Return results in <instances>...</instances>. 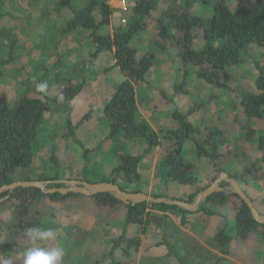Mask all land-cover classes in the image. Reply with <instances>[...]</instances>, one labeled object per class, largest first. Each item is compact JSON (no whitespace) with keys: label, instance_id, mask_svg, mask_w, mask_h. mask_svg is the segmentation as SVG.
<instances>
[{"label":"rangeland","instance_id":"374dc122","mask_svg":"<svg viewBox=\"0 0 264 264\" xmlns=\"http://www.w3.org/2000/svg\"><path fill=\"white\" fill-rule=\"evenodd\" d=\"M73 1L79 9L89 0ZM121 1L108 0L113 8L111 26L106 29L109 33L113 32L116 24L122 23V19H129L130 3L134 6L140 0H125L126 10ZM220 1L235 11L255 0H157L153 18H158L166 9L182 7L188 9L193 17L209 19ZM2 3L0 57L9 56L10 61L2 68V102L10 107L24 95L43 99L44 95L36 91V83L45 81L48 84L46 95L49 97L57 96L71 84H79L83 88L71 102L48 101V110L33 144V164L30 169H22L17 173L18 181H35L44 175L58 176L59 180L65 181L105 182L102 181L104 177L110 176L114 167L121 162V154L141 153L146 147L143 138L132 142L122 137H109L111 122L104 114V107L115 88L124 80L114 54L104 52L95 55L91 32L81 28L69 31L73 15L67 6L60 5V0H2ZM150 24L148 22L147 26L151 27ZM194 33V43L199 47L202 45L201 30L197 29ZM132 46L144 50L152 48L153 44L151 38L144 34L135 38ZM179 52L180 46L177 45L159 52L149 84L137 89L142 118L162 140L176 126L171 115L175 108L186 113L194 102L206 103L189 120L196 123L202 121L208 126L219 125L225 136L222 144L224 153L230 151L229 143L237 142L242 157L235 161L229 157V173H223L229 176L230 172L239 173L243 177L240 186L247 188L248 196L255 200L256 208L264 215V163L259 160L257 164L253 162L259 154L254 156L256 149L250 144L253 142H245L247 130L243 126L255 127L256 131L253 129L258 136L264 125H255L252 119L246 122L234 95L208 86L192 75L191 71L186 91L176 92L172 84L175 85L178 80L180 63L172 62L168 57L180 58ZM256 63L264 67V48H256L252 58L251 55L246 56L240 65L229 69L231 82L240 91L254 89L258 75ZM164 84L167 88L163 96L160 90ZM170 143L166 141V144ZM162 152L163 149L157 147L142 160L139 165L142 179L139 183H132L133 188L154 197L187 199L191 190L168 178ZM190 160L198 163V168H201L198 176L210 182V186L220 178L222 173L206 177L207 170L200 166V160L197 157H191ZM253 165L256 166L254 171L246 175L247 168ZM26 178L34 180H22ZM228 185L226 182L221 183L223 188ZM41 201L38 205L40 218L36 221L37 218L31 217L30 220L38 222L37 226L52 228L57 232L55 240L42 242L41 246L61 247L64 251L63 264H111L109 260L101 259V253L111 249V240L121 235L124 220L122 209H115L110 218L108 213L104 214L105 220L101 221L107 225L104 227L107 231H104L99 225V207L92 199L76 198L64 206L51 204L48 198H42ZM210 206L220 215L208 217L198 213L199 209L187 214L169 210L165 229L141 237H145L144 240L151 237L152 241L161 242L163 235H166V241L173 245L176 256L171 258L164 246L148 247L142 243L135 255V264H264V230L257 228L247 240H240L234 228L236 210L233 205L229 203L218 208L212 202ZM14 210L9 204L0 206V260L23 264L21 253L31 245L25 238V232L18 226L14 227L23 221ZM182 219L186 221V226L182 225ZM223 229L232 238L227 245H222L216 239ZM112 235L115 237L108 243Z\"/></svg>","mask_w":264,"mask_h":264},{"label":"trees","instance_id":"16d2710c","mask_svg":"<svg viewBox=\"0 0 264 264\" xmlns=\"http://www.w3.org/2000/svg\"><path fill=\"white\" fill-rule=\"evenodd\" d=\"M156 1L140 0L134 6L130 3L127 24H116L112 33L106 30L111 26L113 14V8L108 0H89L79 9L73 0H60V5L67 6L73 15L68 30L74 31L81 28L91 32L95 55L104 52L114 54L117 66L124 75V80L115 88L104 107V114L111 122L109 137H122L132 142L143 138L146 143L141 153L121 154V162L114 167L110 176L104 177L102 181L114 182L124 191L142 192L141 189H134L132 186V183H139L142 179L139 165L155 148L161 147L163 149L162 161L167 168L168 178L191 190L187 199H178L192 203L196 196L207 189L211 183L201 178L200 175L198 176L201 168L199 169L198 163L190 158L197 157V160H200V166L202 165L207 170L206 177L208 175L218 176L223 172L229 173L228 162L230 158L235 161L242 157L241 149L234 141L229 143L230 151L227 150L224 153L222 144L225 136L219 125L208 126L202 121L196 123L189 120L191 115L198 114L202 106H206V103L202 102H194L186 113L175 108L171 115L176 126L172 127L161 140L140 114L137 89L149 84L159 52L177 45L180 46L178 53L180 58L172 59L167 56L172 62L179 61L180 63L181 72L177 77L178 80L175 85L172 84L176 92L186 91L185 86L191 71L192 75L194 74L198 80L205 82L208 86L234 95L239 101L241 114L246 122L255 120V125H264L263 65L256 63L258 75L254 82V89L249 92H242L238 86L232 84L229 72L230 68L240 65L246 56L251 55L252 58L256 48H264V1L255 0L253 3L240 6L235 11H231L224 1H220L215 5L213 16L209 19L193 17L188 9L182 7L166 9L161 15L159 14L158 18H153V13L157 10H154ZM2 5V0H0V11ZM148 22L151 23V27L147 26ZM197 29L201 30L202 45L199 47H196L194 43L196 40L194 32ZM144 34L151 38L153 47L144 50L133 47V40ZM8 57H0V85L4 74L2 68L10 62ZM163 88L160 90L162 95L167 85L164 84ZM82 89L79 84H71L55 97H49L44 93H41L44 95L43 99L24 95L15 100L10 107L6 106L0 98V188L18 181L17 173L20 170L31 168L34 160L33 144L48 110V101L54 99L63 103L71 102ZM61 96L62 100L59 99ZM243 126L247 130L245 142H253L250 144L256 149L254 156L259 154L257 160L255 158L253 162L259 160L264 163V129L256 136L255 127L253 129ZM168 140L170 144H166ZM231 147L234 153L231 152ZM255 168L254 165L248 167L246 175L249 176ZM230 177L239 183L243 178L239 173L232 172H230ZM200 179H203L202 182ZM37 180L57 181L59 178L58 176L41 175L37 177ZM49 187L61 188L63 185L52 184ZM245 189L247 188L243 189L246 192ZM7 195V192L0 194V199ZM42 198H48L51 204L60 206L70 204L76 198L92 199L99 207V225L104 231H107L104 229L107 227L106 223H101L105 220L104 214L108 213L110 218L115 209H122L124 220L121 235L117 238H113L115 235H112L108 239L109 243V240L113 238L110 242L112 243L111 249L101 253V259L109 260L111 264H135V255L139 252L142 243L148 247L164 246L173 258L172 256H176L174 247L166 241L168 239L166 235H163L161 242L152 241L151 237L144 240L145 237L142 238L141 235L165 229L168 226L167 212L169 210L175 209L183 214L189 213L177 206L166 204L125 205L110 194H98L93 197L73 193L68 195L44 194L37 188H18L0 206L9 204L11 208H15V213L23 221L14 227L18 226L22 232H25L28 228L39 224L36 221L41 215L38 205L42 202ZM252 201L255 205V200L252 199ZM212 202L218 208L229 203L233 205L236 210L234 228L237 229L240 240H247L257 228L264 230V225L258 224L253 219L250 209L239 196L227 195L223 192L215 193L206 204L200 206L198 213L208 217L220 215L219 211L210 206ZM31 217L37 218L36 221H31ZM181 223L186 226L185 220L182 219ZM225 230H221L216 236L217 241L222 245H227L232 240L227 234L228 231Z\"/></svg>","mask_w":264,"mask_h":264},{"label":"water","instance_id":"95a60500","mask_svg":"<svg viewBox=\"0 0 264 264\" xmlns=\"http://www.w3.org/2000/svg\"><path fill=\"white\" fill-rule=\"evenodd\" d=\"M226 182L229 184L227 187H221V183ZM63 185L61 188L52 187L50 185ZM37 188L46 194L60 193L62 195H68L70 193L79 194L86 197H93L98 194H110L125 205L136 206L142 203L153 204H166L170 206H177L183 211L194 212L197 211L200 206L206 202L213 194L223 192L225 194H235L248 206L251 211L253 219L260 225H264V215L256 208L252 199L246 194L239 182L231 178L227 173H222L220 178L212 184L210 187L199 193L192 203L171 199L168 197H154L142 192H127L121 189L119 185L114 182H98L90 183L87 181H16L11 185H5L0 188V194L8 193V195L0 202L6 201L10 198L12 193L18 189Z\"/></svg>","mask_w":264,"mask_h":264},{"label":"clouds","instance_id":"9594fccd","mask_svg":"<svg viewBox=\"0 0 264 264\" xmlns=\"http://www.w3.org/2000/svg\"><path fill=\"white\" fill-rule=\"evenodd\" d=\"M47 82L36 83L38 93H47ZM60 100L63 97H59ZM25 238L29 241L30 247H27L22 253L23 264H63L64 251L61 247L41 246L42 242L56 239L57 232L52 228H42L40 226L28 228ZM0 264H10L7 260H0Z\"/></svg>","mask_w":264,"mask_h":264},{"label":"built area","instance_id":"2783aa9c","mask_svg":"<svg viewBox=\"0 0 264 264\" xmlns=\"http://www.w3.org/2000/svg\"><path fill=\"white\" fill-rule=\"evenodd\" d=\"M121 3H122L123 9L126 10V8H127V2L125 0H123V1H121ZM122 23L124 25L127 24V19H122Z\"/></svg>","mask_w":264,"mask_h":264}]
</instances>
